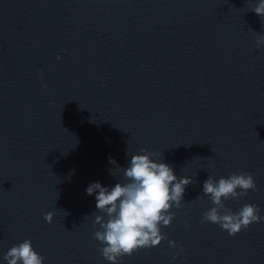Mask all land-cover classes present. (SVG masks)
Returning <instances> with one entry per match:
<instances>
[{
  "label": "water",
  "instance_id": "95a60500",
  "mask_svg": "<svg viewBox=\"0 0 264 264\" xmlns=\"http://www.w3.org/2000/svg\"><path fill=\"white\" fill-rule=\"evenodd\" d=\"M256 2L0 0V264L24 239L43 264H110L86 187L126 182L109 158L126 168L141 149L192 183L167 239L120 264H264V222L234 236L201 222L213 206L203 182L241 171L258 191L226 206L264 215Z\"/></svg>",
  "mask_w": 264,
  "mask_h": 264
},
{
  "label": "clouds",
  "instance_id": "9594fccd",
  "mask_svg": "<svg viewBox=\"0 0 264 264\" xmlns=\"http://www.w3.org/2000/svg\"><path fill=\"white\" fill-rule=\"evenodd\" d=\"M251 11L264 20V0H257ZM253 33L256 49L261 50L264 47V34ZM60 58L57 55L56 59ZM42 87L47 85L42 84ZM140 152L142 154L131 155L126 168L109 158V163L123 172L126 182H117L109 188L97 181L86 187L87 195L95 194L96 210L104 214L94 218L93 227L99 225V230L94 232V239L103 245L99 251L110 264H120L122 257L131 256L142 248L158 246L167 239L161 227L171 224L175 213L170 209L181 207L185 188L192 183L190 177L178 178L172 166L163 160L158 161L157 153L147 149H141ZM249 190L258 191L249 172H234L218 180L209 175L203 182V194L208 196L213 206L203 213L201 222L216 224L230 236L254 223L264 222V215L259 214L260 207L254 203H245L235 212L225 204L229 200L243 199ZM65 213L67 216L68 213ZM54 215V212L45 213L43 219L51 223ZM168 245L177 248L173 240H169ZM176 258L174 255L173 260ZM45 259L34 250L30 239L13 245L3 256L6 264H43Z\"/></svg>",
  "mask_w": 264,
  "mask_h": 264
}]
</instances>
